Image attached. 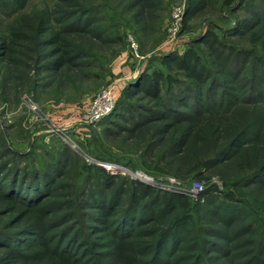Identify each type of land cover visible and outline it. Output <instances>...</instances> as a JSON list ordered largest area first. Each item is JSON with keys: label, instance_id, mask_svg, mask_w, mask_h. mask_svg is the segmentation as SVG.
<instances>
[{"label": "trees", "instance_id": "1", "mask_svg": "<svg viewBox=\"0 0 264 264\" xmlns=\"http://www.w3.org/2000/svg\"><path fill=\"white\" fill-rule=\"evenodd\" d=\"M28 1L0 0V12L10 6L15 13ZM86 1L54 0L51 6L22 12L9 21L7 34L0 33V63L7 74L20 79L18 72L34 62L54 79H69L73 70L85 65L87 41L109 42L112 37L97 25L102 10ZM155 1L126 2L145 13ZM242 1L232 11L241 9ZM211 4L212 0H192L184 17L209 12ZM246 7L248 14L237 16L228 28L208 19L183 54L173 50L162 55V67L141 71L100 120L113 126L109 132L117 139L143 146L148 155L145 166L157 167L166 159L179 175H218L223 189L209 186L192 205L185 194H162L150 184L127 178L116 185L102 166L96 167L104 172L99 177L92 167L84 168L81 194L86 196V211L81 217L87 233L82 237L81 222L65 224L62 215L71 194L63 202L55 200L62 195L59 179L79 154L67 143L56 150L43 149L42 154L30 153L25 162L21 152H12L13 166L0 148V264H210L213 256L229 259L223 264H264V118L254 122L237 113L244 106L263 105L259 108L264 116V0H251ZM245 35L257 48L233 42ZM94 177L105 183L96 193L90 192ZM201 213L221 225L205 227L209 221L200 220ZM253 242L256 255L234 253ZM191 248L195 254L180 255ZM249 255L244 263L238 261Z\"/></svg>", "mask_w": 264, "mask_h": 264}, {"label": "rangeland", "instance_id": "2", "mask_svg": "<svg viewBox=\"0 0 264 264\" xmlns=\"http://www.w3.org/2000/svg\"><path fill=\"white\" fill-rule=\"evenodd\" d=\"M126 1L124 0V4H120L119 0L86 1L89 6H95V8H99L98 10H102L99 11L102 13L97 25L103 27L107 34L111 33L112 37L106 40L109 42H102L93 38L87 41L86 45L89 55L82 59L85 65L73 70L69 79H54L45 69L38 70L37 67L33 66L34 62L31 63L32 67L26 69V71L18 72L20 79H17L16 76H10L11 73L7 74L6 66L0 63L1 152H4L5 159L10 160V164L15 166V161L12 162L15 158L12 152H21L25 157L30 153L33 155L42 154L43 149L56 150L58 146L63 147L64 144H68L63 139V134L77 144L78 150L68 144L79 156L76 157V160L69 163L68 168L65 170V176L59 179L58 182L62 183V188L58 192L62 195L56 196L55 200L63 202L66 200L67 195L71 194L69 195L70 203L75 205L66 203L67 205L63 208L62 215L64 214L63 217H66L64 218L65 224L81 222L82 237H86L87 233L85 228L86 220L82 218L84 217L82 215L83 211H86L83 209V198L86 196L84 197L81 194L82 184L86 176L85 171H83L84 168L92 167L94 172L96 170L94 175L99 177L104 172L96 167L102 166L106 173L113 175L116 185L123 178H127L130 181L139 180L133 177L130 174L131 172H144L164 180L173 177L184 186L202 182L204 189L213 184L219 190L224 187L222 179L218 175L211 174L210 177H207L210 172L202 177L196 175L187 176L184 171L179 175L173 168H169V164L165 162L166 159L163 160V163H157V167L150 168L145 166L143 160H148V155L142 151L143 146L135 144L132 139H117L118 137H115L116 134L109 132V130L113 129V126L107 121H99L95 124L83 122V113L95 96L113 82L117 83L115 90V96H117L130 82H134L145 68L152 70L154 67H162V55L173 52L174 46L176 47L174 48L175 52L183 54L190 47L192 38L198 36L204 30L206 23L209 21L208 19L215 20L222 29L232 26L237 16L242 18L248 14L246 4L251 0H243L242 3L245 2L244 6L236 12L232 10H234V7L239 6L240 0H212L211 7L213 10L207 12V9L191 14L186 18L184 15L188 4L192 0H156L154 6L145 11V13H141L139 7H131ZM53 2L54 0H29L25 9L17 10L15 13H12V7V9L9 8L10 6L7 7L6 13L0 12V33L7 34L8 22L18 14L51 6ZM177 8L183 9V17L177 33V41L174 45V41H171L170 38L169 28L174 10ZM222 29H218V31L222 33ZM247 37L249 35L232 39L233 42H237L245 48H257L254 45L255 42L253 43V39ZM6 78L8 79L6 80ZM129 97L133 101L138 99L137 96ZM139 101L142 102L143 100L140 99ZM32 105L39 107L38 113L33 112L31 109ZM260 106L263 105L251 104L248 107L244 106L239 108L237 113H241L242 116L245 115L246 117L250 116L254 122L258 121V119L263 122L264 116L262 108H259ZM243 109L248 112L242 113L244 112L242 111ZM50 123L58 127L61 132L54 134L49 132ZM61 133L63 134L60 135ZM57 139L60 142L55 141ZM71 140L68 141L71 142ZM86 155L90 157L89 159L95 161L90 162L87 160ZM106 157L114 159H106ZM28 158H23V162L28 161ZM111 160H118V163ZM156 160H158L157 157ZM128 161L132 162L133 165L124 163ZM92 164L98 166H91ZM103 164H118L129 171H113ZM90 184L92 189L90 192L96 193L105 188L103 178L95 179L94 177L91 179ZM150 186L161 190L162 194H165L164 192L182 193L179 190L168 191L151 184ZM185 195L190 198L192 205L200 198ZM245 195L250 197L248 192ZM236 196L239 197V194H236ZM250 200L252 201L253 198H250ZM260 207L258 209L259 212H261ZM203 208H206V206ZM201 215L199 217L200 220L205 219V222H210H207L205 227L213 226V224L221 225L212 217H203L202 213ZM61 229L62 227L59 228V230ZM229 235H233L232 231H229ZM192 244L197 245L198 243L191 241ZM234 244L236 242L230 243L228 247L231 246L232 248ZM241 246L234 251L235 254L250 253L251 255H256L258 253L257 243L255 242ZM96 250L101 251L103 249L97 247ZM195 253V250L191 248L181 251L180 255H192ZM251 255L248 257L239 256L238 261L244 263ZM212 259L210 264H223L226 260H229L223 257L221 259L219 257L215 258L214 256ZM98 260L106 262V259L100 258ZM187 262L184 261L183 264H187ZM253 263L259 264L257 260Z\"/></svg>", "mask_w": 264, "mask_h": 264}, {"label": "built area", "instance_id": "3", "mask_svg": "<svg viewBox=\"0 0 264 264\" xmlns=\"http://www.w3.org/2000/svg\"><path fill=\"white\" fill-rule=\"evenodd\" d=\"M182 17H183L182 8H177L176 10H174L173 19L170 22L171 25L169 28L170 35H171L170 38H171V41H174L173 43L174 45L176 44V41H177V37H178L177 33L180 29ZM174 48L176 47L174 46L172 50H174ZM116 87H117V83L113 82L107 88H105L104 90H102L100 93H98L95 96V98L90 102L87 109L83 113V122L95 124L113 110L115 106V101H116L115 95H114ZM31 109L33 110V112L38 113L37 110L39 109V107L37 105H32ZM49 127L50 129L48 131L53 134L61 132V130L58 127H56L53 123H50ZM62 134L63 133H61L60 135ZM62 137L74 149L76 150L79 149L77 144H75L70 138H68L67 135L65 136L63 134ZM68 140H71V142H69ZM86 158L90 162L95 161V160L89 159L90 157L87 155H86ZM104 166H106L109 169H112L113 171H119V170L129 171V170H126L124 166H121L118 164H113V165L106 164ZM130 174L133 177H136L137 179L145 183L157 186L161 189L168 190V191H178L179 190L180 192L185 193L193 198L200 197L204 190V185L202 184V182H195L189 186H184L177 179L173 177L167 180H164V179L155 178L144 172H131Z\"/></svg>", "mask_w": 264, "mask_h": 264}]
</instances>
